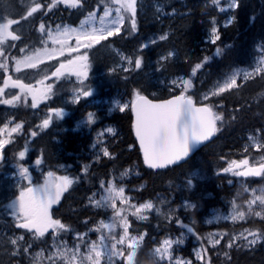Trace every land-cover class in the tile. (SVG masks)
<instances>
[{
	"label": "trees",
	"instance_id": "16d2710c",
	"mask_svg": "<svg viewBox=\"0 0 264 264\" xmlns=\"http://www.w3.org/2000/svg\"><path fill=\"white\" fill-rule=\"evenodd\" d=\"M51 3L52 0H0V18L4 22L7 19L19 21L13 24L14 35L19 39L3 44L9 59L23 55L24 50L30 52L45 45L41 24L44 28L61 24L77 26L90 13L104 10L109 0H81L77 8L58 4L49 10ZM36 4L41 7L32 16H27ZM238 4L239 7L233 10L235 19L226 26L213 0H137L136 32L130 31L126 14V24L119 35H113L89 50L91 72L82 83H55L49 77L48 85L52 86V91L39 108L31 107L30 100L15 107L0 103V128L10 119L22 125L3 150L0 178L12 174L22 165L37 177V181L41 176L37 172L40 168L73 179L59 202L50 209L53 219L66 225L64 234L70 237L86 232L96 221L107 217L106 212L90 205L89 199L99 190L101 182L131 168L133 174L123 183L127 184L133 200H156L161 195L170 199L168 205L171 208L182 207L171 219L158 211H152L144 221L130 218L134 231L145 234L133 264H169L157 261L152 250L164 238L188 227H193L197 233L193 237L203 242L202 236L208 232L224 236L223 242L214 248L216 254L211 255L209 264H264V219L252 215L240 222L207 224L213 210H228L234 200L244 201L239 196L243 183L251 188L264 186V173L258 177H237L231 171H223L233 160L248 159L251 166L257 168L264 163H252L255 155L260 153L252 150L247 138L256 131L264 133V73L239 80L238 87L200 102L222 116V120L217 121L219 131L190 159L163 169H152L144 163L134 133L132 103L123 112L118 107L111 113L108 103L115 97L136 98L137 92L153 99L177 95L181 91L173 92L160 84L161 78L174 76L192 80V87L185 95L198 101L200 94L219 77L234 68L251 66L258 54L259 43L264 55V0H238ZM214 20H217L220 36L215 44L210 39ZM152 34L166 35L167 39L141 50L142 40ZM217 48L221 49L220 54H217ZM115 50L133 60L132 69L99 75L120 64ZM167 53H174V57L160 60ZM137 58L142 59L140 69L134 68ZM197 63L202 65L200 69L195 68ZM55 64L56 61L47 62L26 70L23 77H17L26 85L38 86L47 73L54 72ZM151 70L152 75H149ZM10 72L13 74L11 69ZM3 76L4 72L0 70V84H3ZM80 88L89 90L91 95L80 96L78 102L65 104L63 99ZM19 90L10 88L12 94ZM52 109H62L63 118L55 117ZM90 112L94 113L93 122L77 125ZM49 115H52V121L48 128L42 129L40 125ZM108 125L117 130L115 135L104 136L103 145L111 156H94L91 146L95 135ZM33 132L37 134L32 136ZM19 151H25L23 160L18 157ZM36 159H41L40 165L35 164ZM86 165L89 168L83 173ZM60 166L66 169H59ZM3 192L0 182V195ZM184 202L192 203L193 207L186 210ZM242 230L256 232L262 237L261 242L247 246L244 239L239 238L232 247H227L225 243L231 240L230 236ZM14 232L24 233L0 208V264H27L24 258L13 255L15 249L9 235ZM187 256L192 257L190 252Z\"/></svg>",
	"mask_w": 264,
	"mask_h": 264
},
{
	"label": "snow or ice",
	"instance_id": "6c2138e0",
	"mask_svg": "<svg viewBox=\"0 0 264 264\" xmlns=\"http://www.w3.org/2000/svg\"><path fill=\"white\" fill-rule=\"evenodd\" d=\"M213 3L219 5L220 0H213ZM58 4H63L70 8H77L81 5V0H52L51 5H49V10L56 7ZM111 5L118 6L113 8ZM40 7V4H36V6L32 7L26 15L32 16V14ZM238 7V0H231V3L226 7H220V11L223 12L228 9H235ZM113 12H115V16H112ZM125 14H128L127 18L130 22V31L133 33L136 32L137 0H109V4L105 7L103 16L101 17V27L86 28L83 24L79 29L65 27L63 32L57 33V36H62L64 38L60 41L61 43H66L68 39L74 37L78 46L83 44V47L91 48L94 45L100 44L101 41L108 40V38L113 35H119L121 28L125 23ZM90 16L93 19L95 18L92 13H90ZM108 17L112 18L105 23V20ZM234 19L235 17H230L228 21H226V26L227 23H230ZM18 22L19 21L14 19H7V21L4 22L3 18H0V44H3L8 38H11L12 40L19 39L17 35H14L13 32L9 30L14 23ZM40 29L43 31V24L40 25ZM218 32L219 30L217 27H212L211 43L215 44L216 41L220 39ZM160 39H167V36L163 35ZM153 43H155V41H153ZM147 46V43H145L142 45L141 50ZM77 50V48L69 49L70 52ZM63 52L64 50L62 48L60 50V55H63ZM216 52L217 54H220L221 49L217 48ZM3 55L4 52L0 51V56ZM168 55L171 56L172 53H169ZM49 58H56L55 49L51 50ZM161 59H165V57H162ZM87 60V54H83L76 57L75 60L68 61L67 64L61 63L52 75L59 77L64 75L65 71H67L71 75L87 78ZM40 62L43 61L41 60ZM128 64H133V60L131 58L128 59ZM141 65L142 59H135L134 68L140 69ZM21 66L35 68V58L33 56H25L22 61H17L16 70L20 71ZM201 66L202 65L200 63H197L195 68L200 69ZM3 67H5V64L0 63V68ZM129 70V68L124 69L126 72ZM253 72L256 74L264 73V59H262L259 66L254 68L252 71L243 73L244 79L247 80L250 78L253 75ZM240 75V72L232 73L224 81L222 86L218 88V91L213 93V95L238 87L237 77ZM193 76H195V70L193 71ZM40 83H43V81H40ZM172 83L177 84V81L174 80ZM182 83L183 89L181 93L173 99L165 100L162 103H153L137 92L136 100L133 101L131 105L132 111L135 114V122L133 124L135 136L139 142L140 149L143 152L144 163L149 168H165L184 160L198 144L210 139L217 131H219L217 121H221L222 116L214 112L212 108L207 105L200 107L195 106L192 97L184 94L192 87V80L184 79ZM6 87L19 88L25 94H31L35 91L31 85H26L19 79L12 80L11 77L4 80V88ZM4 88H0V95H3ZM51 91L52 86L48 85L43 98H47L46 94ZM76 92L77 96L74 102H78L79 96L88 97L91 95V92L85 88L77 89ZM19 99L20 96L13 95L11 99H6L0 102L13 105L14 102ZM204 99H208L207 94ZM36 106V97L33 96V103L31 107L35 108ZM126 107L127 105L119 107V111L123 112ZM50 111L55 117L63 118L64 112L62 109H52ZM52 118V115L46 117L42 121V125H40V127L42 129L48 128ZM87 122H93L92 113L88 114ZM21 127V124H16L15 127L9 129L8 125L5 124L4 127L0 128V137H4L0 139V161L3 160V149L5 145L12 142V133L19 132ZM107 131L111 133L113 132V129L108 128ZM5 133H7L6 137ZM36 134V132H33L32 136H35ZM249 139L253 138L250 137ZM103 155L109 156L110 154L105 149ZM18 157L20 160H23L25 158V151H19ZM35 164L40 165L41 159H36ZM248 165V159L240 161L233 160L227 168L223 169V171H231L233 172V175L239 177H258L264 173V163H261L259 168L249 167ZM234 169L242 170L234 171ZM28 172V168H25L22 165L20 166L19 175L22 178L29 180V186L22 188L17 196L11 198L6 204L0 205V208L3 209L4 215L12 217L16 228L32 232L35 238L44 237L49 229H52L53 236L55 237L59 230H67V228L66 225L61 223L59 219H53L50 209L53 204L59 202L63 192L67 191V189L72 185L73 179L69 178L67 175L54 177V173L49 171L47 176L49 178H54L51 182L49 180H45L42 185L37 184L32 186ZM191 183L192 180L190 179L189 184ZM100 186L104 189V194H102L100 198L95 201L96 206L105 210L111 209L112 217L110 222L102 221L99 228H97V231H100L101 228H106L108 229L109 235L106 236L101 234L99 242L92 241L89 246L88 242L84 240L86 234L77 233V239L83 242L84 247L88 249L87 252L82 253L81 245L77 244L74 246V249H68L66 247L63 248V250L58 249L57 253H54L49 257L50 260L53 256L58 255L65 261V264H102V261L103 264H115L116 259L124 258L126 264H133L134 257L137 256L140 248V242L143 241L144 236L130 235L129 228L131 227V224L128 222L127 215L122 214L127 211V209L118 208L117 201H119L121 205H128L129 208L134 209L131 214L136 216L138 219H147V216L143 213L146 210H152L154 205L151 202H147L137 207L135 204H129L130 198L125 196L124 187H116L114 184L110 183L109 186L105 188L104 182H101ZM245 191H247V189H245ZM257 201H259L261 205H264V195L256 196L254 199L246 202L249 212L254 211L252 205ZM189 207H192V205H189ZM157 211H159V209H157ZM255 215L264 219V215H262L261 211H255ZM219 218L220 217L217 219ZM225 218L232 219L233 221L237 219L243 220L245 218V212L237 211V205L233 203L231 216ZM117 226L123 229L122 234H120L118 238L113 234ZM187 231L192 232L193 229L188 227ZM246 231L247 235L241 234L243 235V238L248 244H255L256 240L259 239L258 234L254 231ZM249 236L253 238L248 239ZM24 239V235L21 234L18 238H12L10 242L12 245H18V241H24ZM237 239H239V237H233V239L229 241L228 247H232ZM211 242L216 244L219 243V240L213 239ZM125 243L127 244V249L130 250L126 255L123 248H118V245H124ZM173 243H179V241H172L166 238L162 241L159 247L154 249V252L161 260L169 261V264H190V262L182 261L179 257H173ZM30 247L31 244H28L23 251L25 253L28 252ZM15 254L16 253L14 252L13 255ZM197 255L199 257V253ZM201 259L203 258L201 257ZM33 264H36L35 260L33 261ZM53 264H55L54 260Z\"/></svg>",
	"mask_w": 264,
	"mask_h": 264
},
{
	"label": "rangeland",
	"instance_id": "374dc122",
	"mask_svg": "<svg viewBox=\"0 0 264 264\" xmlns=\"http://www.w3.org/2000/svg\"><path fill=\"white\" fill-rule=\"evenodd\" d=\"M230 3H231V0H220L219 5L216 4V9H217L218 13L221 16H223V18H222L223 19V25H226V21H228V19L230 17H233V10L234 9H228L227 11L222 12V11H220V7H226ZM117 6L118 5H113L111 7L115 8ZM103 13H104V10L94 11L92 13V14H94V17H95L94 19L89 14L77 26H73V25H69V24H61V25H57L54 27L44 28L43 31L40 30L45 37V45L41 48L35 49L33 51H30V52H26V50H24L23 55H21L19 57H14V58L9 59L6 56V54L4 53L3 56H0V63L5 64V67L0 68V70H2L4 72L3 84H0V88H4V80H5V76L7 74H10L14 80L19 79L22 82V78L20 79L17 76L23 77V73L26 70L35 69V68H37V67H39V66H41L47 62H50V61H56L55 68L53 70L55 72V70L60 66L61 63L67 64L68 61L75 60L76 57L83 55V54H87V56H88V60L86 61L87 65H88V67L86 69V71L88 73V75H87V77H88L90 75V72H91V67L89 64V50L92 47L91 48H85V47H83V44L78 46L74 37L71 39H68L66 43H61L60 41L63 40L64 38L62 36H57V33L63 32V29L65 27L79 29L82 24L86 28H91V27L99 28V27H101V17L103 16ZM112 16H115V12L112 13ZM111 18L112 17H108L105 20V23H107L109 20H111ZM216 22H217V20H214L213 27L215 26L218 28V24ZM124 24H126V19H125ZM15 27H17V26H15ZM122 29H123V27L121 28V31H122ZM9 30L12 31L13 34H15L13 25L10 27ZM161 36H163V35L152 34V35L147 36L146 38H144L142 40L140 47L142 48V45L147 43L148 46L146 48H149L150 46H152L154 44L153 41H155V43H156L157 41L161 40L160 39ZM210 39L212 40L211 31H210ZM9 40H12V39L8 38L4 41V43H6V41H9ZM54 40H55V42H54ZM3 44H0V51L4 52ZM62 48H63L64 52H63V55H60V50ZM72 48H77L78 50L70 52L69 49H72ZM146 48H143V49H146ZM256 48H257L258 54L254 58L251 66L234 68L233 70L227 72L225 75L219 77L207 90L203 91L200 94V96L198 98V102H205V101H207L213 97H218L221 94H223L224 92L220 93V94L213 95V93L217 92L218 88L220 86H222L224 81L234 72H240L241 73V75L237 77V84H239L238 83L239 80H245L243 77V73L252 71L254 68L259 66L260 61L262 59H264L263 49H262L261 43H259ZM52 49L56 50V58L55 59L49 58V53L51 52ZM115 51L120 58V61H121L120 64L117 66H114L110 69H107L105 71H102V73H100L99 75H113V73L117 72L118 70L124 71L125 68L132 69L133 64L132 65L128 64V59H129L128 56L124 55L123 53H121L118 50H115ZM168 54L169 53L162 55L161 58L165 57V59L160 58V60L171 59L174 57V53H172L171 56H169ZM25 56H33L35 58V61H36V67L35 68H27V67L21 66V70L17 71L16 70L17 61H22ZM41 60L43 62H40ZM156 63L158 64L159 60L156 61ZM152 64H154V63L152 62L151 65ZM10 69L13 71V74L10 72ZM152 71L153 70H151L149 72L150 73L149 75H152ZM51 74L47 73L45 75L46 78L43 79L45 84L40 83L38 86H32L33 89H35V91L31 94H25L21 91V89L17 93L12 94L10 92L11 87L4 88L3 95H0V101L6 100V99H11L13 95L20 96L19 100L15 101L13 105H10V106L15 107V106H19L20 104H22L24 102H28L29 100L31 103H33V96H35L36 97V104H37L36 108H39V107H41V105L43 103H45L47 101V98L49 95V93H47L46 94L47 98H43L45 95V90L47 89V86H48V82H49L48 78L49 77H50V79H53L51 81H55V83L61 82V81L65 82V83H70V82L81 83L84 79H86L84 77H77L75 75H71L67 71H65L64 75L59 76V77L51 75ZM255 75H258V74L253 72L252 76H255ZM174 80L177 81V84L172 83ZM183 80H184V78H182L181 76H174V77H170L168 79L161 78L160 84L163 87H166L170 91L176 92L178 90V92H180L183 89V83H182ZM13 89H15V88H13ZM226 91H229V90H226ZM8 92L11 93L12 95L11 94L8 95ZM206 94L208 95L207 100L204 99ZM76 96H77V92H71L69 95H67L66 98L63 99V101L65 104L76 103V102H74L76 99ZM79 98H80V96H79ZM134 99H135V97L133 99H131L129 97H126L123 99H121V97H115L113 100L108 102L110 105L109 106V112L111 113L114 109H116L118 107H123L125 105H127V107H128L133 102ZM0 103H2V102H0ZM2 104H4V103H2ZM6 105H8V104H6ZM90 113H92L93 117H94V113L93 112H90ZM88 114L89 113H87L80 121H78L77 125L82 126L84 124H87L88 123L87 122ZM6 124L8 125V128L11 129V128L15 127L16 124H19V123L15 122L14 119H10L8 121V123H6ZM108 128H112L113 132H111V133L108 132L107 131ZM116 131L117 130L114 126L108 125V126H104L103 130H101L100 132H98L95 135L93 144L91 146V151L93 152L94 156H96L98 154H100L101 156H104L103 152L106 149L103 145V142L105 141L104 136L115 135ZM13 134L14 133H12V135ZM6 136H7V133H5V137ZM250 137H252L253 139H249ZM2 138H4V137H0V139H2ZM247 138H248V142H249L250 146L252 147V150L254 152L260 153V154L255 155V158L252 161V163L258 164L259 162H264V153H263L264 152L263 151L264 150V133H262V131H256L255 133H250L247 136ZM6 145H5V147H6ZM258 145H259V147H258ZM5 147H4V149H5ZM109 156H111V155H109ZM0 163H1V161H0ZM248 166L252 167L251 162H249ZM88 168H89V165L84 166L83 173L87 172ZM59 169H66V167L60 166ZM234 170H238V169H234ZM19 172H20V167H17L12 174L7 175V176L3 177L2 179L0 178L1 186L4 189V192L0 195V205L3 203L6 204L11 198H14L15 196H17L19 194V191L22 188H26L29 186V180L22 178L19 175ZM37 172H39L41 174V176L38 177L39 178L38 181L36 180L37 177L34 176L31 173V171L28 172V175H29L31 182H32V186H35L37 184L42 185V184H44L45 180H49L51 182L54 179V178H49L47 176L48 172L47 171L44 172L41 168L37 169ZM132 174H133V169H131V168L126 169L122 173H118V174L113 175L110 180L103 181L104 186H105V188H107L109 186V184L111 183V184H114L116 187H121V186L124 187L125 196L130 198L129 204H135L137 207H139L143 203H147V202L153 203V205H154L153 209L150 211L146 210L143 213L144 215L147 216V218L149 217V214L152 211H157V209H159L158 212H160L163 216H166L169 219H171L174 216V214L182 208V207L181 208L177 207L175 209L171 208L168 205L170 202V199H168L167 197L161 196V195L156 200H148V201H144V202H138V201L133 200L131 194L128 193L127 184L123 183V181L125 179H129V177ZM194 175H197V173H194ZM58 176H61V175H59L58 173H54V177H58ZM62 176H64V175H62ZM237 177H239V176H237ZM242 186H243V188H242L239 196L241 198H244V201L236 202L234 200L228 210H213L211 212L210 216L208 217L207 224L211 225L212 223H217V222L235 223V222L243 221L247 217L252 216V215L255 217H258L255 215V211H261L262 215H264V205H261L259 203V201H257L255 204L252 205V208L254 210L252 212L248 211V207H247V203H246L247 201L254 199L256 196L264 195V186H258V187L251 188V187H248L244 183L242 184ZM245 189H247V191H245ZM102 194H104V189L101 188V186H100L99 190L96 193H94L89 199L90 205H92L95 209H98L104 213L106 212L108 214L106 218H102V219L96 221L95 225L91 226L89 230H87L84 233H81V234H86L84 237V240L86 242H88L89 246L91 245L92 241L99 242L101 234L106 235V236L109 235L108 229H106V228H101L100 231H97V228H99L102 221L110 222L111 217H112V210L111 209L105 210L101 207L96 206L95 201L97 199H99ZM233 203H235L237 205V211H244L245 212V218L243 220L237 219V220L233 221L232 219L225 218V217L231 216L232 209H233ZM189 205H192V207H193V204L190 202H184L183 207L186 210L191 209L192 207H189ZM117 207L127 209V211H125L122 214L127 215L128 222L131 224V227L129 228L130 235H135V236L143 235L145 237L144 233H137L134 231L135 229H133L134 227L132 226L130 218L131 217L135 218V220L137 222L144 221L146 219H138L136 216L131 214L134 211V209L129 208L128 205H121L119 201H117ZM218 217H220V218L217 219ZM258 218H260V217H258ZM191 228H193V227H191ZM22 230L24 231V233L23 232L22 233L14 232V233H11L9 235V237L11 240L12 238H18L19 235H21V234L24 235V237H25L24 241H18V245H13V246H14L16 255L20 256L21 258H24V260L27 262V264H33L34 260H35L36 264H53V260L55 261V264H65V261L61 257H59L58 255L53 256V258L51 260L49 259V257L52 256V254L57 253L58 249L63 250V248H65V247L68 249H74V246L77 244L81 245V252L82 253H86L88 250L87 248L84 247L83 242H81L80 240L77 239L76 234H71L70 237L65 236V234H64L65 230H59L54 237L52 229H49V231L45 234V236L41 237V238H35L34 234L32 232H28L24 229H22ZM122 231H123V229L121 227L117 226L115 229V232L113 234L116 235L118 238L119 235L122 234ZM62 234H64V235L62 236ZM196 234L197 233L193 229L192 232H188L187 230H184V231H181L180 233H178L176 235L166 237L167 239H170L172 241H179V243H173L172 255H173V257H179L182 261L190 262V264H197V263H201V262H203L205 264H209L211 255L216 254L214 252V248L223 242L222 240L224 239L223 238L224 236L222 234H219V233L208 232L202 236L203 240H204V242H203L200 238L198 239V238L193 237ZM241 234L247 235V231L242 230V231L233 233V235H231L230 238H231V240L233 239V237L243 238V235H241ZM166 238H164V239H166ZM252 238L253 237H251V236L248 237V239H252ZM213 239L219 240V243H216V244L212 243L211 241ZM261 240H262V237L259 236V239L256 240V243L250 245L244 239L245 244L247 246H254V245L258 244L259 242H261ZM109 242H111V241H109ZM142 242L143 241H141L140 244ZM228 243H229V241L227 243H225L227 247H228ZM28 244H31V247L29 248L28 252L25 253L23 251V249L25 247H27ZM159 246L160 245H158L156 247H159ZM118 248H123L125 250V255L127 254L128 251H130L129 249H127L126 243L124 245H118ZM154 249L152 250V256L157 261L169 263V261H167V260H161L160 257L154 252ZM188 252L191 253L192 257L187 256ZM198 253H199V257L197 255ZM201 257L203 259H201ZM121 263L126 264V261L124 260V258L116 259L115 264H121ZM18 264H23V263L18 262ZM102 264H103V261H102Z\"/></svg>",
	"mask_w": 264,
	"mask_h": 264
},
{
	"label": "water",
	"instance_id": "95a60500",
	"mask_svg": "<svg viewBox=\"0 0 264 264\" xmlns=\"http://www.w3.org/2000/svg\"><path fill=\"white\" fill-rule=\"evenodd\" d=\"M9 77H11L12 78V76L10 75V74H7L6 76H5V80L6 79H8ZM12 80H14L13 78H12ZM16 89H19V88H16ZM177 95H179V94H177ZM177 95H174V96H171V97H169V98H167V99H153V98H151V97H149L148 95H142V96H144L146 99H148V100H150V101H152L153 103H162V102H164L165 100H169V99H173L175 96H177ZM193 99V98H192ZM136 100V98L133 100V101H135ZM193 102H194V104H195V106H197V107H200V106H205V105H207V104H205V103H200V102H198V101H196L195 99H193ZM133 103V102H132ZM132 105V104H131ZM208 106V105H207ZM131 109H132V107H131ZM133 112V111H132ZM134 122H135V114H134V112H133V124H134ZM135 133V132H134ZM136 137V136H135ZM214 137H215V134L210 138V139H208V140H206V141H204V142H202V143H200V144H198L195 148H194V150L190 153V155L187 157V158H185L184 160H182V161H180V162H178V163H176V164H172V165H169V166H167V167H165V168H168V167H172V166H175V165H179V164H182V163H184L185 161H187L188 159H190L198 150H200L202 147H204L205 145H207V144H209L213 139H214ZM136 141H137V144H138V146H139V142H138V140H137V138H136ZM140 147V146H139ZM142 151V150H141ZM143 153V152H142ZM144 159V158H143ZM146 165V164H145ZM147 166V165H146ZM148 167V166H147ZM160 169H163V168H160Z\"/></svg>",
	"mask_w": 264,
	"mask_h": 264
},
{
	"label": "bare ground",
	"instance_id": "6f19581e",
	"mask_svg": "<svg viewBox=\"0 0 264 264\" xmlns=\"http://www.w3.org/2000/svg\"><path fill=\"white\" fill-rule=\"evenodd\" d=\"M12 88V87H11ZM16 89V88H15ZM69 104V103H68ZM216 134V133H215Z\"/></svg>",
	"mask_w": 264,
	"mask_h": 264
}]
</instances>
